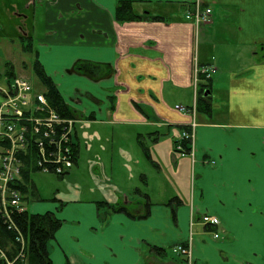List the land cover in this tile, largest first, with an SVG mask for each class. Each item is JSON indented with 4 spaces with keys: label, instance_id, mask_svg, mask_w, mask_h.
<instances>
[{
    "label": "crops",
    "instance_id": "obj_1",
    "mask_svg": "<svg viewBox=\"0 0 264 264\" xmlns=\"http://www.w3.org/2000/svg\"><path fill=\"white\" fill-rule=\"evenodd\" d=\"M123 1L137 18L118 19ZM196 2L213 9L211 24L186 18ZM30 42L62 92L61 70L71 75L76 63L105 70L99 78L88 72L101 101L85 112L77 106L81 144L67 176L84 150L97 176L104 162L94 159L117 140L121 149L126 131L140 150L135 163L144 165H126L127 184L102 200L44 203L32 178L26 183L30 211L63 221L47 243L53 264H143L149 254L188 264L172 251L177 244L191 245V264H264V0H0V70L23 64ZM198 63H214L209 80L196 75ZM203 82H210L204 92ZM73 86L82 97L84 88ZM75 95L65 98L72 107L81 101ZM193 128L194 154L182 155L175 142ZM206 213L220 223L203 224ZM137 245L144 254H135Z\"/></svg>",
    "mask_w": 264,
    "mask_h": 264
},
{
    "label": "built area",
    "instance_id": "obj_2",
    "mask_svg": "<svg viewBox=\"0 0 264 264\" xmlns=\"http://www.w3.org/2000/svg\"><path fill=\"white\" fill-rule=\"evenodd\" d=\"M185 16L197 26L207 25L213 22V9L196 2ZM196 66V75L202 74L207 79L216 70L214 63H198ZM176 107L188 110L180 104ZM74 123V118L58 113L50 105L43 90L37 92L29 78L16 75L11 79H0V215L8 228L15 230V239L20 243L17 245L13 242L17 248L14 254L7 247L0 246L1 264H24V259H27L26 238L14 218L15 212L25 211V195L18 187L22 180L21 154L26 155L30 147L35 146L41 152L37 164L42 171L52 170L64 175L69 173L75 166L72 149ZM175 150L182 155L194 154V128L182 131L175 142ZM202 223L217 225L220 219L206 213L202 215ZM219 235L215 233L216 237ZM191 250L190 245L184 244L172 247L173 252L187 258L188 264L193 260Z\"/></svg>",
    "mask_w": 264,
    "mask_h": 264
},
{
    "label": "rangeland",
    "instance_id": "obj_3",
    "mask_svg": "<svg viewBox=\"0 0 264 264\" xmlns=\"http://www.w3.org/2000/svg\"><path fill=\"white\" fill-rule=\"evenodd\" d=\"M16 51H18V49ZM20 55H21V58H23L24 62L23 64L19 62L14 63L16 74L29 78L31 82L34 84V87L37 92L38 90H44L43 82L38 77V73L34 69V66H35L34 64L36 60L35 53H21ZM16 56H18V54H16ZM3 65L4 64H2L1 66L3 67ZM42 65L43 64L41 63V66ZM46 67L42 66L43 71L46 73L48 77L52 78L53 74H51V71L54 72V70H51V68L49 67L46 68ZM8 68L9 67L7 64L4 68H2V70H0V75L6 76L7 75L6 72L9 74L10 69ZM95 69L97 71V75L101 74L100 76H96V78L101 77L103 73L105 72V70L102 68H95ZM64 72L65 70H61V83H62L61 89L64 92H62L59 89L62 92L64 99L66 97L67 98L73 97L75 95V92H73L74 86L71 87L75 83L77 86H79L80 89L84 88V91H80L81 93L84 92L82 97L75 95V97L77 98V101H80L81 99L80 103L78 104L77 102H75L76 105L73 107L68 104L72 112L77 113L78 107L83 108L84 112L89 111L88 109L93 110L92 107H87V106L88 105L93 106L95 102L98 103V101H101L99 98L101 96V91H99V89L101 88H99L100 84H99L98 79L97 80L95 78L89 79L91 78L90 75L88 74L84 75L81 72H77V71L75 72L71 71L73 74L68 75L69 73H66L67 75L63 76ZM65 77L69 78L70 80L66 79ZM83 77H86L87 79ZM74 81H80V83H77ZM90 81H92V85H94L95 87H98V89L96 88L90 89L89 84H87ZM65 82L67 83L65 84ZM56 85L58 87L57 83ZM87 97L88 99H90L89 102L86 99ZM96 108H98V106ZM186 108L183 107V109H186ZM177 109H180V108H177ZM104 121H107V120H104ZM93 126L95 128L96 127L101 128L103 125L96 124ZM121 133H123V134H120L123 138L121 139V149H120V145L117 140L114 145V148L112 146L113 149L109 147L111 145H107V150L103 152L99 151L101 152L99 154L100 158L94 159V160H99L100 163L104 162V168L100 169L99 173L95 172L97 176L93 174L92 168L90 169L88 166L87 157L91 156V151L84 150L82 153L81 163L79 164V166H77V168L74 169L73 174H71V176L61 177V176L56 175L53 172H40V171L32 172L31 178L35 183L33 186V190L36 191L34 196L36 197L38 195L40 197V200H43L44 203L49 202V204L52 203L51 200L64 201L65 198H68L67 201L71 202L75 195L79 196V198H81L82 201H91L95 199H99V200L107 199L108 198L107 193L111 191L113 192L114 189L118 186L127 184L125 181V174L126 172H128L125 168L126 165H132L134 167V165L136 164L137 166L144 168L143 163H135V160L138 157L137 150H139V148L134 144V138L131 136L132 132L126 131V132H121ZM135 146L137 147V149ZM120 151L122 154L120 153ZM122 155L125 157L124 159L123 157H121ZM128 159H130V161ZM144 160L145 162H148L146 159ZM102 171L104 174L102 173ZM132 171L134 172L135 169H133ZM145 172L150 173V170H145ZM104 178H106V180ZM28 195H29L28 200L26 199V195H25V201L32 202L34 198L30 191ZM31 204H28V206H30ZM60 206H63V204H60ZM45 212L46 210L42 213H45ZM72 212H74L73 207L72 206L68 207L67 214L70 215ZM53 216L55 218H58L56 217V214L54 212H53ZM142 250L143 249L141 248V246L137 245L136 249H134V252L136 255L139 256L141 254H144V252L141 253ZM151 256L152 255L149 254V256H147L146 258V263H143V264H163L164 263L156 255L152 256V258Z\"/></svg>",
    "mask_w": 264,
    "mask_h": 264
},
{
    "label": "trees",
    "instance_id": "obj_4",
    "mask_svg": "<svg viewBox=\"0 0 264 264\" xmlns=\"http://www.w3.org/2000/svg\"><path fill=\"white\" fill-rule=\"evenodd\" d=\"M117 17L121 21H127V20H133L137 17L132 15V10L130 6L129 1H123L118 5L117 8ZM135 17V18H134ZM30 51L33 52V44L30 42ZM36 55V54H35ZM8 69H10L9 74L6 72V76L9 79L15 77L16 71L15 66L11 62H8ZM34 69L38 73V77L42 80L44 85V91L46 93V97L50 103L51 106L55 107L58 113H60L63 116H69V118H74V113L68 106V104L65 102V99L62 95V92L57 87L55 81L53 78H50L46 75V73L43 71V68L41 66V62L39 58L37 57L34 64ZM95 68H100L96 64H84V63H76L74 68L71 70L72 72H83L85 71H93ZM103 69V68H102ZM95 71V70H94ZM209 84V82H207ZM207 83H201L202 86L200 90L204 92L206 90ZM140 106L139 104H137ZM142 107V106H140ZM114 107L112 106L111 109ZM80 144H81V135L77 128V125L74 127L73 132V152L75 155V165L78 162V156H79V150H80ZM40 150L37 149L35 146H31L29 152L25 155L24 153L21 154L23 167H22V180H20V187L22 190L26 188V183L31 179V173L34 171H42L39 165L37 164V158L39 160L40 158ZM46 172H53L52 170L46 171ZM56 174V173H55ZM58 176H63L64 174H56ZM114 208V206H112ZM118 211H126L124 207L118 206ZM14 218L20 229L22 230L25 238H26V244H27V260L28 264H53L52 260L49 257V253L47 250V243L48 241L55 238L56 231L62 226L63 221L59 218H55L53 216V213L51 211H46L45 213H34L30 210H26L25 212H15ZM16 232L14 229L8 228L7 224L3 221L1 215H0V246L7 247L11 243H15L17 245H20L15 239ZM154 250H157V248H154ZM162 250H158V252H161ZM0 259V264H1Z\"/></svg>",
    "mask_w": 264,
    "mask_h": 264
},
{
    "label": "bare ground",
    "instance_id": "obj_5",
    "mask_svg": "<svg viewBox=\"0 0 264 264\" xmlns=\"http://www.w3.org/2000/svg\"><path fill=\"white\" fill-rule=\"evenodd\" d=\"M43 94L46 96V93H45V91H43ZM47 98V97H46ZM48 100V99H47ZM75 119V118H74ZM75 122H76V119H75ZM74 125H75V123H74ZM23 205H24V207H25V211L26 210H30L28 207H27V205H26V201L25 200H23ZM24 211V212H25ZM16 250H17V248H16ZM24 264H28V260L27 259H24Z\"/></svg>",
    "mask_w": 264,
    "mask_h": 264
},
{
    "label": "flooded vegetation",
    "instance_id": "obj_6",
    "mask_svg": "<svg viewBox=\"0 0 264 264\" xmlns=\"http://www.w3.org/2000/svg\"><path fill=\"white\" fill-rule=\"evenodd\" d=\"M85 72H86V73H83V72H82V74H84V75L86 74V75H87L88 72H89L90 75H92V74H97V72H96V73H92V72H94V70H93V71L89 70V71H85ZM89 74H88V75H89ZM96 76H97V75H96ZM220 236H221V234H220ZM220 236H219V237H220Z\"/></svg>",
    "mask_w": 264,
    "mask_h": 264
}]
</instances>
